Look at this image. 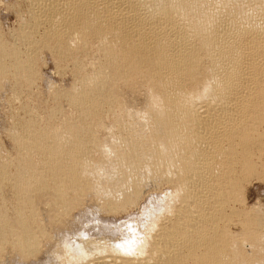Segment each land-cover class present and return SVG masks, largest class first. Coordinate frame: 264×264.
Listing matches in <instances>:
<instances>
[{
  "label": "bare ground",
  "instance_id": "1",
  "mask_svg": "<svg viewBox=\"0 0 264 264\" xmlns=\"http://www.w3.org/2000/svg\"><path fill=\"white\" fill-rule=\"evenodd\" d=\"M25 13L15 41L0 30V91L30 88L44 50L73 79L4 123L0 264L42 251L39 264H264V214L227 211L264 178V0H28ZM150 191L117 224L128 241L78 231Z\"/></svg>",
  "mask_w": 264,
  "mask_h": 264
},
{
  "label": "rangeland",
  "instance_id": "2",
  "mask_svg": "<svg viewBox=\"0 0 264 264\" xmlns=\"http://www.w3.org/2000/svg\"><path fill=\"white\" fill-rule=\"evenodd\" d=\"M27 10H28V0H22V1H19V0H16V1L15 0H0V30L3 33L5 39H7L9 42L15 41L14 35H16V33H17L16 31L20 27L19 24H21V20L26 19V17H25L26 13L24 14V12ZM21 16L23 18H21ZM41 28H40V31H39V27L33 30V34H34L36 39L38 38L39 34L42 32ZM21 47L22 46H20L18 44L19 50L20 51L22 50L21 52L25 51L24 46H23V48H21ZM39 57L41 59L39 58V60L36 64L37 77H36V79L32 85L33 87L31 86L30 88H27V89L25 88L26 91L24 89L16 97L12 96L11 94H8L9 92L6 89L0 91V108L2 107L0 109V112H1L0 113V145L2 146L3 154L7 157H9L8 155L12 156L14 154V152L11 149L12 148L11 141H9V138H7V135L5 132H3V129L6 125L7 126L10 125L9 121H10V123H12L14 121V120H12L11 115L15 112V108H17L21 104L23 105L24 103H26V104L29 103V105H32L33 101H35V99H39L40 98L39 96H41V94H43L42 95L43 97L41 96L40 99L45 98L44 99L45 102H50V100L48 98L49 97L48 92H49L50 86L53 88H56V89L67 88L69 86V84L72 82L71 80L73 79L72 75H71V71H70V64H67V65L62 64L61 66L60 65L56 66L55 62H53L51 59L52 58L51 54L45 50L40 53ZM38 73H39V75H38ZM47 87H49V88H47ZM3 92H7V93L3 94ZM38 92H40V93H38ZM33 93H35L34 97H33ZM46 98H48V99L46 100ZM28 99L30 102L28 101ZM45 104L49 105V103L48 104L45 103ZM8 110H10V111H8ZM37 112L36 113L39 114L38 116H40L39 118H41V119L46 118V114H47L46 111H44L43 109H38ZM43 112H45L46 114ZM4 123L5 124L7 123V124L5 125ZM261 129H262L261 131L264 130V124L261 126ZM8 146L10 149L8 148ZM8 150H9V152H8ZM254 160L257 164L258 163L260 164L262 162L261 165L258 164L259 168L257 167V172L258 173L263 172L264 170L262 168H264L263 167L264 165H262V164H264V161L262 159H258V161L261 160L260 162H258L257 157H255ZM256 176L258 177V179ZM251 177L249 178L251 180L245 181V182H248V184H243L245 186L242 185L244 187V188L242 187L244 190H242V193H241V194H243V196L241 195L239 198V199H241V202L239 200H237L234 202V205H233V202H231L229 204V208H228L229 210L227 209L228 212L230 211V209H233V208L238 209V210L244 209L247 211L253 207V208L258 209V210L260 209V211L264 214V178H261L258 175H254L252 178ZM156 194H159V193L152 192V191L148 192L145 195V197H143L140 200V203H138V206L136 207V209L134 207L133 208L130 207V208H127L124 212L117 213V215L116 214L106 215L103 213L104 215L100 214L97 217H93V216L89 217V215H88V217H83L84 219L85 218L86 219L84 220L82 218L81 221H83L82 223H84V224H82L83 226L79 225L81 227V230H78V231H80L83 234V236L85 235V237H87V239H91V240L100 239V238H104V239L110 238L113 240L119 239L122 241H125V240L128 241L129 239L132 238L131 231L126 230L125 227H123V226L119 227L117 224L121 225L122 224L121 222L125 223V221H132L135 219L139 220L141 218V216H140L141 215L140 212L142 211L141 208H143L145 206V204L147 203V201L149 199H151V197H153ZM231 205H233L234 207H232ZM80 213H83V212L78 210V211H74L72 214H74L76 216V215H80ZM131 218H133V219H131ZM104 225L107 226L105 228V230L103 228ZM235 225L236 224H232L230 226V230L234 233H236V232L238 233L240 231V227H238V225H236V226ZM101 226H103V227H101ZM121 228H122V231H119V230H121ZM123 229L125 230V232H123L124 231ZM85 231H86V233H85ZM122 233H126L128 236L126 234H124L125 235L124 236ZM122 235H123V238H122ZM41 253L42 254H39L37 256L36 260L35 259L34 260L33 259L28 260L27 264H39L38 262L40 260L43 261L45 259L46 255L44 254V251H42ZM37 259L38 260L40 259V260L37 261ZM42 261H40V263ZM23 263H26V262H23ZM23 263H21V264H23Z\"/></svg>",
  "mask_w": 264,
  "mask_h": 264
}]
</instances>
